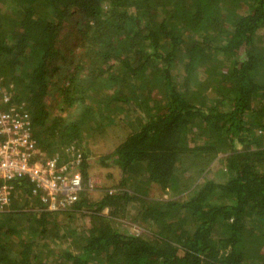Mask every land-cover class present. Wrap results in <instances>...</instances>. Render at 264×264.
Returning a JSON list of instances; mask_svg holds the SVG:
<instances>
[{
    "label": "trees",
    "instance_id": "trees-1",
    "mask_svg": "<svg viewBox=\"0 0 264 264\" xmlns=\"http://www.w3.org/2000/svg\"><path fill=\"white\" fill-rule=\"evenodd\" d=\"M0 79L84 180L85 133L126 131L96 199L17 208L10 181L0 264H264V0H0Z\"/></svg>",
    "mask_w": 264,
    "mask_h": 264
},
{
    "label": "built area",
    "instance_id": "built-area-1",
    "mask_svg": "<svg viewBox=\"0 0 264 264\" xmlns=\"http://www.w3.org/2000/svg\"><path fill=\"white\" fill-rule=\"evenodd\" d=\"M0 79V212L7 210L13 196L11 180L27 178L30 197L47 212H61L78 200L91 181L78 171L71 173L72 163L53 154L42 157L32 136L23 102L11 103L9 88ZM72 150V149H70Z\"/></svg>",
    "mask_w": 264,
    "mask_h": 264
},
{
    "label": "rangeland",
    "instance_id": "rangeland-1",
    "mask_svg": "<svg viewBox=\"0 0 264 264\" xmlns=\"http://www.w3.org/2000/svg\"><path fill=\"white\" fill-rule=\"evenodd\" d=\"M58 94L54 93V98L50 102L53 107V112L57 110V102H58ZM49 103V102H48ZM116 123H119V120L116 118ZM126 131L117 130V126L111 127L107 126L104 129H100L98 131L91 130L85 133L84 137V147L80 146L76 151H80L85 148L88 152V161L89 167L87 168V176L86 179L91 181L89 187H86V193L90 198L96 199L99 194L102 192L103 188L112 189L114 185H117L120 180V172L116 166L110 165L104 167L96 162L97 158L103 154H107L113 150L117 143L122 139V136L125 135ZM76 153L74 152L71 156H74ZM223 157L222 154H218L216 158L213 160L211 165L208 168L207 173L204 175L202 179H213L216 181H224L226 179V173L223 166ZM111 174V177H108L107 174ZM201 178L198 180H202ZM157 193V191L153 190L152 193ZM15 193V192H14ZM151 193V191H150ZM16 199V207L23 209L31 208L34 205V200L30 196H25L23 193L16 192L14 201ZM24 205V206H23ZM134 206L132 205L130 211L134 210ZM9 208V207H8ZM7 208V210H8ZM125 219V220H124ZM120 221V227L125 228L128 232L134 234H140L142 229L131 223L129 220L124 218ZM5 226L9 223L8 221H3Z\"/></svg>",
    "mask_w": 264,
    "mask_h": 264
}]
</instances>
